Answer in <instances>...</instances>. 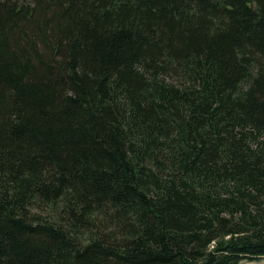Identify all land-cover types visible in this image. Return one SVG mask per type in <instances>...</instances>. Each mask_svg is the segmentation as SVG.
<instances>
[{"label":"trees","instance_id":"16d2710c","mask_svg":"<svg viewBox=\"0 0 264 264\" xmlns=\"http://www.w3.org/2000/svg\"><path fill=\"white\" fill-rule=\"evenodd\" d=\"M264 258V0H0V264Z\"/></svg>","mask_w":264,"mask_h":264},{"label":"rangeland","instance_id":"374dc122","mask_svg":"<svg viewBox=\"0 0 264 264\" xmlns=\"http://www.w3.org/2000/svg\"><path fill=\"white\" fill-rule=\"evenodd\" d=\"M240 264H264V258L246 259L240 262Z\"/></svg>","mask_w":264,"mask_h":264}]
</instances>
